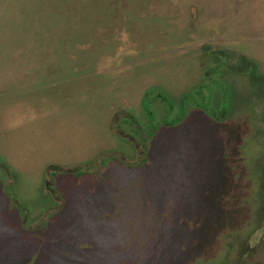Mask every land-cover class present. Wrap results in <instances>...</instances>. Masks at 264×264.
Returning a JSON list of instances; mask_svg holds the SVG:
<instances>
[{"label":"rangeland","instance_id":"1","mask_svg":"<svg viewBox=\"0 0 264 264\" xmlns=\"http://www.w3.org/2000/svg\"><path fill=\"white\" fill-rule=\"evenodd\" d=\"M0 264H264V0H0Z\"/></svg>","mask_w":264,"mask_h":264},{"label":"trees","instance_id":"2","mask_svg":"<svg viewBox=\"0 0 264 264\" xmlns=\"http://www.w3.org/2000/svg\"><path fill=\"white\" fill-rule=\"evenodd\" d=\"M210 57L211 60L214 61L216 58L219 59V56L216 52H212L210 53ZM218 63V65H220L221 63L218 61H216ZM218 67V66H217ZM230 67L232 69V71L234 72H246L250 75L251 80L254 82H261L263 81V79H260V77L256 74V65L254 64V62L249 61L247 58L243 57L240 60V63L234 67L230 64Z\"/></svg>","mask_w":264,"mask_h":264}]
</instances>
